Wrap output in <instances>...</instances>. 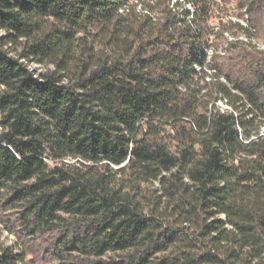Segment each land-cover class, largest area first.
<instances>
[{
  "label": "trees",
  "instance_id": "1",
  "mask_svg": "<svg viewBox=\"0 0 264 264\" xmlns=\"http://www.w3.org/2000/svg\"><path fill=\"white\" fill-rule=\"evenodd\" d=\"M261 39L264 0H0V264H264Z\"/></svg>",
  "mask_w": 264,
  "mask_h": 264
},
{
  "label": "rangeland",
  "instance_id": "2",
  "mask_svg": "<svg viewBox=\"0 0 264 264\" xmlns=\"http://www.w3.org/2000/svg\"><path fill=\"white\" fill-rule=\"evenodd\" d=\"M174 1L180 4L184 2V0H174ZM187 7L189 8L188 5ZM211 25H214V24H211ZM258 46L260 47V49L264 50V39H261L258 41ZM31 67L33 70L38 71V73L44 72V69H41L40 67L36 65H32ZM221 107L225 108V104L222 103ZM0 243L5 244V245H14L17 243L16 236L6 231L4 229V226L1 223H0Z\"/></svg>",
  "mask_w": 264,
  "mask_h": 264
},
{
  "label": "built area",
  "instance_id": "3",
  "mask_svg": "<svg viewBox=\"0 0 264 264\" xmlns=\"http://www.w3.org/2000/svg\"><path fill=\"white\" fill-rule=\"evenodd\" d=\"M189 8H191V7H189ZM246 17H247V15H246ZM207 55H208V58L210 59L212 57V52L208 50ZM221 104L222 103H219L220 106H221ZM225 108H227V107L225 106Z\"/></svg>",
  "mask_w": 264,
  "mask_h": 264
}]
</instances>
